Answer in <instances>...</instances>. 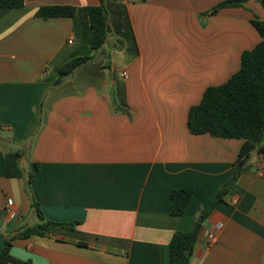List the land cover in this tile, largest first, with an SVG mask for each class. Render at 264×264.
Segmentation results:
<instances>
[{
    "label": "crops",
    "instance_id": "obj_1",
    "mask_svg": "<svg viewBox=\"0 0 264 264\" xmlns=\"http://www.w3.org/2000/svg\"><path fill=\"white\" fill-rule=\"evenodd\" d=\"M112 1L126 7L130 32L118 27L93 61L58 86L66 62L95 55L85 9L100 0H26L24 10L0 9V253L4 235L39 223L27 178L5 174L10 151H24L20 164L34 171L32 193L45 218L80 222L74 231L55 227L16 240L13 256L31 264H170L174 234L191 231L233 176L245 140L193 135L188 114L262 41L252 20L264 21L263 7L250 1L209 15L226 0ZM48 6L78 12L36 16ZM261 156L252 155L204 222L190 264H264ZM183 188L195 194L175 217L172 195Z\"/></svg>",
    "mask_w": 264,
    "mask_h": 264
},
{
    "label": "trees",
    "instance_id": "obj_2",
    "mask_svg": "<svg viewBox=\"0 0 264 264\" xmlns=\"http://www.w3.org/2000/svg\"><path fill=\"white\" fill-rule=\"evenodd\" d=\"M250 1L259 3L264 9V0H226L218 4L209 15H216L226 9L242 8ZM26 0H0V9H25ZM92 30V49L95 55L79 56L66 62L59 69L58 86L72 76L76 70L93 61L105 46L108 38L118 27L130 32V21L124 5L112 0H100L95 7L85 9ZM78 9L71 6H48L39 9L36 16L43 19L72 18ZM253 26L262 41L253 49L243 52L240 70L226 83L208 88L201 102L191 107L188 114V129L199 136L209 134L216 138L245 140L235 164L232 178L224 184L214 197L208 210H201L194 227L189 232H176L170 242V264H190L199 241L201 230L207 218L224 202L229 191L251 167L249 162L254 153L264 154V21L255 17ZM23 150L5 154V174L10 179L27 178L25 191L31 200L39 223L20 229L12 235H4L5 248L0 253V264H31L15 258L12 254L14 242L33 235L46 236L51 228L60 227L74 231L80 222L56 223L45 218L41 205L32 193L35 179L33 170L26 172L21 166ZM32 167L39 169L34 163ZM195 191L192 188L177 189L172 195V211L175 217L185 215Z\"/></svg>",
    "mask_w": 264,
    "mask_h": 264
},
{
    "label": "built area",
    "instance_id": "obj_3",
    "mask_svg": "<svg viewBox=\"0 0 264 264\" xmlns=\"http://www.w3.org/2000/svg\"><path fill=\"white\" fill-rule=\"evenodd\" d=\"M121 77L124 80H127V79H129V73L125 71V72H123L121 74ZM258 173H259L260 176L264 177V154H262L261 159L259 161ZM13 204H14L13 200H8V207H7L8 209L7 210L9 212L12 210ZM220 228H221V226H220ZM208 240H209L210 245L216 244L217 241H218L217 234H215V233H209L208 234Z\"/></svg>",
    "mask_w": 264,
    "mask_h": 264
},
{
    "label": "rangeland",
    "instance_id": "obj_4",
    "mask_svg": "<svg viewBox=\"0 0 264 264\" xmlns=\"http://www.w3.org/2000/svg\"><path fill=\"white\" fill-rule=\"evenodd\" d=\"M110 37H113V35L111 34ZM107 49L110 50L111 48L108 46ZM34 212H35V211H34ZM35 214H36V212H35ZM36 215H37V214H36Z\"/></svg>",
    "mask_w": 264,
    "mask_h": 264
}]
</instances>
